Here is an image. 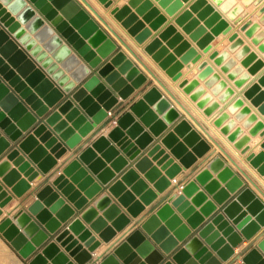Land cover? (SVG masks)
Returning a JSON list of instances; mask_svg holds the SVG:
<instances>
[{
    "label": "water",
    "instance_id": "95a60500",
    "mask_svg": "<svg viewBox=\"0 0 264 264\" xmlns=\"http://www.w3.org/2000/svg\"><path fill=\"white\" fill-rule=\"evenodd\" d=\"M83 1L118 36L88 0ZM99 1L106 7L114 3V0ZM159 1L167 7L173 0ZM181 5L182 0H176L167 11L174 14ZM132 8L136 11L133 12ZM192 12H197V16L184 29L205 52L212 48L210 42L214 35L232 30L233 26L208 0H196L190 10L178 17V23L184 25ZM111 13L139 44L152 35V28L158 29L166 21V16L152 0H129L122 7L113 6ZM146 22H150V27ZM261 22H264V5L260 8V21H247L242 29L264 51V42L260 43L264 30L255 35ZM208 27H212L211 32H207ZM171 35L173 38L163 45V40ZM230 40L234 43L230 49L215 50L210 58L221 65L231 79L243 73L246 66L253 74L264 67V59L256 51H251L250 45H244L232 58L230 52L244 44V40L237 32L231 34ZM100 42L109 45L106 53L99 48ZM170 47L175 49L174 53H170ZM145 50L175 81L182 75L180 70L184 61L196 62L201 57L174 26L166 28L160 37L145 46ZM176 55L182 58L178 60ZM238 58L242 60L240 65H237ZM64 67L72 71V76L66 74ZM199 69L197 78L180 80L179 85L206 115L211 116L216 110L213 105L206 106L211 95L200 98L201 94L194 89L200 80L210 75L205 83L210 87L219 81L216 87L224 89L227 83L214 73L212 64L202 62ZM249 78L245 73L236 84L241 87ZM147 80L148 75L142 68L119 48L78 0H0V155L6 153L8 157L0 162V176L4 182L12 186L15 194L23 196L31 187L30 180L40 171L49 172L57 163V157L77 148L86 135L109 118V112L120 102L119 96L127 99ZM263 86L264 73L245 91L262 114ZM233 93L231 88L224 92L227 96ZM240 108L236 115L240 120L252 111L249 106H244V99L237 98L230 109L236 112ZM158 112L163 114L162 119ZM180 116L170 99L153 86L120 117L110 116L117 125L80 152L52 183L36 190V199L28 207L31 214L23 209L13 217L1 220L0 235L26 264H91L92 251L101 245V239L110 241L131 218L110 196H103L97 203L104 211L102 215L98 207H88L82 213L91 228L81 218L67 222L75 212L58 190L81 209L85 204L81 191L85 190L89 195L101 191L116 176V171L124 169L128 157L134 159L153 140L146 127L159 136L168 128L167 123L172 124ZM226 119L229 115L223 112L214 123L242 154L251 148L252 135L264 136V122L258 120L255 112L243 126L250 127L257 122L242 138H239L242 127L234 130L236 122H225ZM162 140L185 168L192 166L198 156H203L211 148L208 140L185 117ZM261 147L263 149L258 153L250 152L246 157L264 176V140ZM20 149L27 157L20 153ZM150 156L160 159L158 164L166 169V175L153 165ZM11 161L18 168H14ZM136 166L154 182L157 191L150 188L133 168H128L120 180L109 186L110 192L134 217L158 197V192H164L172 185V178L183 169L180 163L165 154L159 144H154ZM22 172L28 179L22 177ZM124 183L132 185L131 190H127ZM244 185V179L226 165L221 156H216L194 179L183 185L181 193L170 195L139 228L112 252L101 257L99 264H222L220 258L230 259L235 246L244 238H253L264 226V201ZM136 194L140 199H136ZM12 198L13 194L0 182V216ZM176 211L187 219V223ZM52 212H57L56 216ZM62 222L67 224L60 230ZM70 231L78 238L75 239ZM50 238L53 241L45 244ZM179 241H184V246H179ZM58 242L69 254L61 250ZM242 259L241 264H264V238Z\"/></svg>",
    "mask_w": 264,
    "mask_h": 264
},
{
    "label": "crops",
    "instance_id": "0c3cea01",
    "mask_svg": "<svg viewBox=\"0 0 264 264\" xmlns=\"http://www.w3.org/2000/svg\"><path fill=\"white\" fill-rule=\"evenodd\" d=\"M87 10L91 13L94 18L100 23L102 28L108 33V35L118 44L119 48H122V50L130 57L132 58L136 64H138L142 70L148 75V80L139 88H136L135 91L127 98L122 99V97L119 96L120 102L117 104L110 112H109V118L106 119L102 124H100L98 127L93 129L88 135H86L83 138V141L77 146L75 149H69L67 152H65L60 157H57V163L51 168V170L47 173H44L40 171V173L32 180H30L31 187L30 189L23 195L18 196L12 191V186H9L4 182L3 176H0V182L4 186L5 189H7L11 194H13V198L3 207V214L0 216V221L3 220L7 216H14L17 214L20 210L28 211L29 205L36 199V190L39 188H42L44 185L52 183L60 174L63 173L64 168L78 155L80 152H82L85 148L90 146L94 140H96L101 135H107L116 125V120H111L110 116L116 115V118L120 117L122 114L130 110V107L132 104H134L139 99L143 98L144 94L153 86H157L162 93L170 99L172 104L180 111L181 116L174 121L172 124H168V128L159 136L155 135L149 127H146V131L149 132V134L153 137V140L147 145V147L142 148V151L134 158L130 159L128 157V163L124 167V169L120 172L116 171V176L111 179V181L105 185V187L101 190L96 192L94 195L86 194L85 190L81 191L82 197L85 198V204L81 209H78L75 205V202L68 199L67 196H65L60 190L58 192L60 193V196L62 198H65L66 203L69 204L73 210L74 214L68 219L67 222L72 221L74 218H81L87 226L91 228V224L86 222V220L82 217V213L84 210H86L88 207H98L99 214H103V210L99 208L97 203L103 196H110L114 201L117 202L123 212L127 213L131 220L130 222L122 229L117 230L116 235L110 240V241H104L102 240L101 245H99L94 251H92V259L90 260L91 264H99V261L101 257H105L107 254L113 251V249L118 246L122 241L126 239L128 235H130L134 230L140 227V224L146 220L151 214H153L159 207H161L169 198L170 195L173 193H181L183 185L189 182L190 180L194 179L196 175L204 168L207 167L208 163L213 160L216 156H221L226 165L230 166L236 173H238L245 181L244 186H249L263 201H264V183L260 179L259 175L260 172L257 168H255L250 161L247 159V154L250 152L258 153L263 148L261 147V142L264 140V136L258 135H252L250 145L251 148L246 154H242L240 150H238L233 142H231L227 135L223 134L220 127H217L214 124V120L223 112H227L229 115V119L225 122H229L230 120H234L236 122V127H242L243 134H249L250 128L254 125H250V127L243 126V123L247 120V118L250 116L251 113H256L258 115V120H262L264 122V114H262L256 105L252 103V99L248 98L245 95V91L247 88L254 82H257L260 78V76L264 73V67L260 69L256 74L249 73V67H244L243 73L238 75L236 79H231L228 76V72H225L222 70L221 65H218L215 63L214 59L210 58V54L213 51L222 52L224 50H227L228 47L233 43V41L230 40V36L232 33L237 32L239 34V37H242L244 39V45H250L251 51H256L260 58L264 59V51L260 50L259 44H256L253 42L252 37H249L246 35V31L242 29V25L247 21H253L257 22L260 21V17L257 20H254L252 17V11L250 10H242L239 15H237L233 20H230L215 4L213 0H208L210 3H212L217 10H219L224 18L228 20V22L233 26L232 30L225 34L224 32L220 33L219 35H214V39L210 42L212 45V48L205 52L203 48L198 45V41H195L192 39L191 34L187 32L184 27L187 25L190 20H192L195 16H197V12H192V16L189 20H187L184 25H180L177 21L178 17L183 14L185 11L190 10V7L195 3L196 0H182V5L175 11L174 14H170L167 9L169 6H171L176 0H173L169 3L167 7H163L160 4L159 0H152L153 5L155 7H158L162 14L166 16V21L158 28L154 29L152 28V35L143 43L139 44L134 36H132L128 30L122 25V23L117 20L114 15L111 13V9L113 6H119L122 7L126 4H128L129 0L122 2V0H114V3L110 7H106L102 2L99 0H88V2L95 8L99 14L107 21V23L118 33V36L114 34V32H110L109 27L105 22H103L93 11L92 9L83 1L78 0ZM256 6L262 7V3L256 4ZM256 7V8H257ZM260 10V8H259ZM132 11L135 12L136 8H132ZM245 11V12H244ZM247 11V12H246ZM251 12V13H250ZM246 13V14H245ZM251 14V15H250ZM251 16V18H250ZM260 16V15H259ZM140 19L143 18L142 15L139 16ZM201 24H204V20H201ZM23 26H26L23 24ZM146 26L150 27V22H146ZM169 26H174L176 28V31L181 33L184 40H187L192 47H195L198 53L201 55V57L198 59V61L193 62V60H190L189 62L184 61L183 66L181 68V77L179 80L175 81L173 78L166 72L165 69H163L158 62H156L152 55L149 54L145 50V46L152 42L155 38L160 37L161 33L166 30ZM240 27V28H239ZM207 32H211L212 27L207 28ZM244 31L245 35L241 34L240 31ZM261 30H264V22H261V28L255 33L258 34L261 32ZM35 36V33L33 34ZM120 36V37H119ZM249 37V40L246 38ZM173 38L171 35L168 37L167 40H163V45H167L168 41H170ZM123 39L125 43L122 42ZM264 42V38H262V41L260 43ZM254 45L257 46V48L254 47ZM135 52H133L131 49ZM241 47H238L235 51H231L230 55L232 58L236 56V54L240 51ZM174 48L170 47L169 51L170 53H174ZM185 54V53H184ZM245 57V56H244ZM176 58L180 60L182 58L181 55H176ZM237 65H240L242 60L237 59ZM86 62V61H85ZM202 62H208L209 64H212L214 66V73H218L220 75V80H225L227 83V86L223 89L218 91L217 93L213 94L212 90L216 88L219 81L213 83V85L210 87L206 85V81L210 79L212 75L207 77L205 80L199 81V86H205L206 87V93L212 94V101H216L219 104V107L214 111V113L211 116H207L203 109L200 108L196 101L192 100L190 98V94L186 93L183 88L180 87L179 81L186 79V80H193L194 78H197L198 73L201 71L199 69V65ZM61 64V63H60ZM88 64V62H87ZM192 64V66H190ZM62 66V64H61ZM65 68V67H64ZM66 74H69L72 76V71L65 68ZM247 73L250 78L245 81V83L239 87L236 84V80L241 77L243 74ZM104 79V78H103ZM196 87V88H197ZM195 88V89H196ZM231 88L233 89L234 93L232 95H228L226 100H220V96H222L223 92L227 89ZM264 88V86H263ZM204 96V93H203ZM237 98L244 99V106H249L251 108V113L248 115H245L243 119H237L236 115L240 112L241 108L238 109L236 112L231 113L229 111V107L235 102ZM150 106L153 108L154 105L151 104ZM65 116V115H64ZM158 116L160 119L163 118V114L158 112ZM185 117L190 123L208 140V142L211 145V148L203 155L198 156L197 161L190 167L185 168V166L181 163L180 159L176 157L173 153L170 147H168L162 140L163 136L173 130L174 126L179 122L181 118ZM209 119V120H208ZM212 120V121H211ZM256 122V121H255ZM180 140H182V137H179ZM133 140H136L134 138ZM154 144H159L161 146V149L164 150L165 154H169L171 158H174L175 162H178L182 165L183 169L176 175L175 178H172V185H170L164 192H158V197L150 204L146 205L145 209L140 213L139 216L134 217L132 216L128 208L124 205H122L118 201V197L114 196L110 190L109 186L116 180H120L122 175L128 170V168H133L140 178L144 179L150 188H153L157 191V189L154 186V182L150 181L146 177V173L143 172L141 169H139L136 166L137 161L142 157L148 155V151L154 146ZM232 144V145H230ZM237 149V150H236ZM21 154H25L23 150L20 149ZM27 157V155L25 154ZM6 153L0 155V162L3 159H7ZM149 159L152 161L153 165L158 167L161 172L166 175V169H162V165L158 164L160 159H155L154 156H150ZM12 166L14 168H18L13 164V161H11ZM247 163V164H246ZM35 168L38 169V166L35 163H32ZM110 162H108V166H110ZM113 170V169H112ZM22 177L28 179V176H25L24 172L21 173ZM258 175V176H257ZM94 176H96L94 174ZM127 187V190H131L132 185L124 183ZM77 186V184H76ZM243 186V187H244ZM242 187V188H243ZM235 195L232 196L234 198ZM231 198V199H232ZM136 199H140V195L136 194ZM229 199V200H231ZM228 200V201H229ZM220 206V205H219ZM47 208H50L47 206ZM246 208V206L244 207ZM177 210V209H176ZM181 217L184 223H187V219L182 216V214L179 211H176ZM30 213V212H29ZM31 214V213H30ZM53 216H56L57 212H52ZM226 217L232 221L227 215ZM208 217H206L205 220H207ZM63 223L62 229L66 228L67 223ZM111 224V221L109 222ZM41 226H44L41 224ZM92 231L100 238L99 233H97L94 229ZM240 232V230H238ZM70 234L74 236L75 239L78 238V235L74 234L72 231H70ZM264 238V226L257 232V234L251 238L247 239L244 238V240L237 246H235V253L234 255L228 259L223 260L221 259L217 252L212 250L213 254L215 256H218L220 260L222 261V264H241L243 262V256L251 250L254 246H257L258 243ZM202 239V238H201ZM55 240V238H54ZM152 242H154L153 239H151ZM204 240V239H202ZM49 241H53V238H50L48 241L45 242V244ZM155 243V242H154ZM156 244V243H155ZM184 241H179V246H184ZM58 245L60 246L61 250L69 254V251L66 250V247L62 246L61 243L58 242ZM157 248H159L160 252L164 253L163 249L160 248L158 244H156ZM238 248V250H237ZM178 249V248H177ZM41 250V249H39ZM73 259V257L71 256ZM176 264V263H175Z\"/></svg>",
    "mask_w": 264,
    "mask_h": 264
},
{
    "label": "bare ground",
    "instance_id": "6f19581e",
    "mask_svg": "<svg viewBox=\"0 0 264 264\" xmlns=\"http://www.w3.org/2000/svg\"><path fill=\"white\" fill-rule=\"evenodd\" d=\"M125 1H127V0H122V2H125ZM214 2H215V4L217 5V7L230 19V20H233L237 15H239V13H241V11L242 10H244V9H246V10H250V11H252V17H253V19L254 20H257V19H259V15H260V10H259V8H261V7H257L256 6V4L258 3V4H260V3H262V5H264V0H213ZM257 7V8H256ZM245 12V11H244ZM247 12V11H246ZM251 13V12H250ZM246 14V13H245ZM251 15V14H250ZM250 18H251V16H250ZM228 19V20H229ZM259 21V20H258ZM240 28V27H239ZM241 32V34H243V35H245V32L242 30V31H240ZM247 40H249V37H247L246 38ZM244 40V39H243ZM233 44L234 43H232L229 47H228V49H230L231 48V46H233ZM99 48L101 49V51L103 52V53H106L108 50H109V45H107L106 43H104V42H100L99 43ZM243 46H244V44H241L240 46H238V47H241V49H240V51L242 50V48H243ZM238 47H236V49L238 48ZM254 47L255 48H257V46L256 45H254ZM232 51H235V50H232ZM197 87V86H196ZM220 90H223V89H218L217 87L215 88V89H213L212 90V93L213 94H215V93H217L218 91H220ZM199 92L201 95H200V98H205L206 96H208V95H211V100H212V94H210V93H206V87L205 86H199V87H197L196 89H194V92ZM225 92V91H224ZM224 92H223V94H222V96H220V100H225V98H227L228 96L227 95H225L224 94ZM203 93H204V96H203ZM210 100V101H211ZM209 101V103L206 105V106H208V105H213V106H215V108L217 109L218 107H219V104H218V102H216V101H212V102H210ZM229 111L231 112V113H233V111L230 109V107H229ZM208 116V115H207ZM209 120V119H208ZM212 121V120H211ZM226 121H227V119H226ZM257 122V121H256ZM256 122H254V124L256 123ZM71 124H72V122H71ZM215 124V123H214ZM253 124V123H252ZM55 125H59V122H55ZM216 125V124H215ZM217 126V125H216ZM254 126V125H253ZM218 127V126H217ZM236 128H238V127H236V125H235V127L233 128L234 130L236 129ZM245 135H247V134H241V135H239V138H242L243 136H245ZM228 138V137H227ZM230 145H232V144H230ZM237 150V149H236ZM247 164V163H246ZM261 174V173H260ZM258 176V175H257ZM259 177H260V179L262 180V182L264 183V176L261 174V175H259ZM0 241H1V244H0V248H4V246L6 247V248H9V246L6 244V242H5V240H3V238H2V236L0 235ZM237 250H238V248H237ZM0 264H11V260L10 259H8V257L7 256H3V255H0Z\"/></svg>",
    "mask_w": 264,
    "mask_h": 264
},
{
    "label": "rangeland",
    "instance_id": "374dc122",
    "mask_svg": "<svg viewBox=\"0 0 264 264\" xmlns=\"http://www.w3.org/2000/svg\"><path fill=\"white\" fill-rule=\"evenodd\" d=\"M110 29V28H108ZM110 32H112V30L110 29ZM3 238V237H2ZM3 240H5L3 238ZM6 242V240H5ZM1 244V241H0ZM6 244L9 246V248H6L4 246V248H0V255H5L8 257V259L11 260V264H26L18 255L17 253L14 251V249L6 242Z\"/></svg>",
    "mask_w": 264,
    "mask_h": 264
}]
</instances>
